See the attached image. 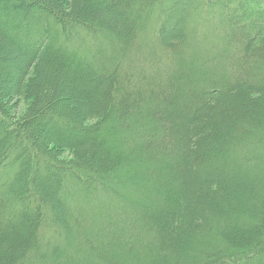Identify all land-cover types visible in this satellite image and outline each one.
Here are the masks:
<instances>
[{
	"label": "trees",
	"instance_id": "trees-1",
	"mask_svg": "<svg viewBox=\"0 0 264 264\" xmlns=\"http://www.w3.org/2000/svg\"><path fill=\"white\" fill-rule=\"evenodd\" d=\"M254 121L264 0H0V264H264Z\"/></svg>",
	"mask_w": 264,
	"mask_h": 264
},
{
	"label": "rangeland",
	"instance_id": "rangeland-1",
	"mask_svg": "<svg viewBox=\"0 0 264 264\" xmlns=\"http://www.w3.org/2000/svg\"><path fill=\"white\" fill-rule=\"evenodd\" d=\"M144 33L146 34V32H144ZM8 108H10V112L6 111V114H9L11 117H13L15 119H18L19 116L21 117V115H23L26 112L27 102L25 100H21V99L19 100L17 98L15 100H13L12 102H9ZM254 114L255 113L253 112V114H249V115H247V117L257 119V116ZM251 126H253V127H264L263 124H260L259 122H255V121L251 124ZM253 129H254L253 130L254 132H258L255 128H253ZM70 158H71L70 152L66 151V152L62 153V156L60 159L70 160ZM234 181H235V179L233 178V182ZM242 187L243 186L237 187L238 193H240L243 190ZM250 189H251V186H250L249 190ZM249 190H247V193H246L247 196L245 195L246 197H243V198L248 197V198L254 199V197L257 196V193L256 192L252 193V190H250V191ZM249 203H250V201H249ZM216 206L222 207V205H220L217 201H215V200L209 198V196H205V195L202 199H199L196 202V209L198 211H203L205 209H212L213 208V209H215L214 211L216 212V211L220 210L218 207L215 208ZM216 209H218V210H216ZM214 214L216 215L217 213H214ZM239 218L240 217H238V216L235 217V219H239Z\"/></svg>",
	"mask_w": 264,
	"mask_h": 264
}]
</instances>
